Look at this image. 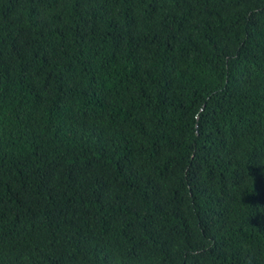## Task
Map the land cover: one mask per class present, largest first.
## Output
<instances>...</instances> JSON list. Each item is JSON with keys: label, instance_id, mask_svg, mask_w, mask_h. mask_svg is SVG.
Returning <instances> with one entry per match:
<instances>
[{"label": "trees", "instance_id": "1", "mask_svg": "<svg viewBox=\"0 0 264 264\" xmlns=\"http://www.w3.org/2000/svg\"><path fill=\"white\" fill-rule=\"evenodd\" d=\"M0 264H264V0H0Z\"/></svg>", "mask_w": 264, "mask_h": 264}]
</instances>
